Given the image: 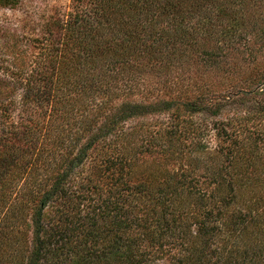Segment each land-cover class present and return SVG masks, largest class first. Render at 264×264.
<instances>
[{
	"label": "trees",
	"instance_id": "trees-1",
	"mask_svg": "<svg viewBox=\"0 0 264 264\" xmlns=\"http://www.w3.org/2000/svg\"><path fill=\"white\" fill-rule=\"evenodd\" d=\"M42 27L35 73L1 34L0 264H264V0Z\"/></svg>",
	"mask_w": 264,
	"mask_h": 264
},
{
	"label": "rangeland",
	"instance_id": "rangeland-1",
	"mask_svg": "<svg viewBox=\"0 0 264 264\" xmlns=\"http://www.w3.org/2000/svg\"><path fill=\"white\" fill-rule=\"evenodd\" d=\"M88 1L20 0L15 9H0V42L4 41L5 37H1V34L5 30L18 37L19 40L21 39L19 43L24 44L21 46V50H25L24 64L26 71L35 73L38 71L37 62L42 61L44 53L43 49H41V43L36 41L33 43V39L44 36L42 35V26L47 22V19L51 17L65 20L71 13L88 9ZM260 59L264 65V53ZM250 84L251 86L256 84L255 80L254 82L251 81ZM160 264L167 263L164 260L160 261Z\"/></svg>",
	"mask_w": 264,
	"mask_h": 264
}]
</instances>
